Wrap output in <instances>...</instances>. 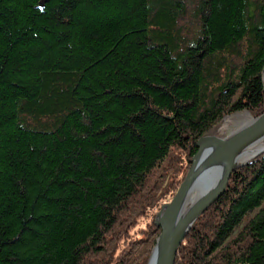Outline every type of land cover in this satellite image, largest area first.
<instances>
[{
  "label": "trees",
  "instance_id": "16d2710c",
  "mask_svg": "<svg viewBox=\"0 0 264 264\" xmlns=\"http://www.w3.org/2000/svg\"><path fill=\"white\" fill-rule=\"evenodd\" d=\"M263 68L264 0H0V264H146L196 142L263 114ZM174 264H264V155Z\"/></svg>",
  "mask_w": 264,
  "mask_h": 264
},
{
  "label": "water",
  "instance_id": "95a60500",
  "mask_svg": "<svg viewBox=\"0 0 264 264\" xmlns=\"http://www.w3.org/2000/svg\"><path fill=\"white\" fill-rule=\"evenodd\" d=\"M264 91V68L260 74ZM264 112L225 138L207 135L195 145L196 153L170 203L155 215L160 229L146 264H174L181 243L195 222L226 191L232 172L264 154ZM198 193V195H195ZM198 196V197H197ZM190 197L195 199L190 202ZM190 202V203H189Z\"/></svg>",
  "mask_w": 264,
  "mask_h": 264
},
{
  "label": "rangeland",
  "instance_id": "374dc122",
  "mask_svg": "<svg viewBox=\"0 0 264 264\" xmlns=\"http://www.w3.org/2000/svg\"><path fill=\"white\" fill-rule=\"evenodd\" d=\"M242 113H246L248 116H249V118L251 119V118H255V117H252L249 113H247V112H241V113H237V114H233V115H231V116H229V117H233V116H236V115H239V114H242ZM224 120H226V119H224ZM224 120L222 121V122H220L217 126H216V128H215V130L212 132V135H214V136H216V137H218V138H225L226 136H228L229 134H231L232 132H234L236 129H238L239 128V126L238 125H236L235 123H229L228 125H225L224 124ZM179 188V187H178ZM178 188H177V190H178ZM167 189V188H166ZM168 189H170V188H168ZM177 190H176V192H177ZM175 192V193H176ZM175 195V194H174ZM158 213V212H157ZM157 213H155V215L157 214ZM205 213V212H204ZM203 213V214H204ZM202 214V215H203ZM155 215H154V218H155ZM154 218H153V222H154ZM149 219H151V217H150V214H149V216H148V218H144V219H141L140 220V222H138V224H137V226L134 228V230H133V232H134V234H133V236H141V234H140V231L141 230H144L145 229V227H146V225H147V222L149 221ZM175 262V261H174Z\"/></svg>",
  "mask_w": 264,
  "mask_h": 264
},
{
  "label": "bare ground",
  "instance_id": "6f19581e",
  "mask_svg": "<svg viewBox=\"0 0 264 264\" xmlns=\"http://www.w3.org/2000/svg\"><path fill=\"white\" fill-rule=\"evenodd\" d=\"M263 93H264V91H263ZM224 119H226V120H224ZM224 120V124L225 125H228L230 122L232 123H235L236 125H238L239 127L240 126H242L243 124H245V123H247L249 120H250V118H249V116L246 114V113H242V114H239V115H236V116H233V117H229V116H227V117H224L222 120H221V122ZM210 135H212V133L210 134ZM207 136V135H206ZM227 137V136H226ZM201 139V138H200ZM197 143V142H196ZM262 145H264V142L262 143V144H260V146H262ZM195 155V154H194ZM193 155V156H194ZM264 154H262V155H260V156H258L257 158H259V157H261V156H263ZM257 158H255V159H253V160H250L245 166H247V165H249L251 162H253L254 160H256ZM191 161H192V158H191V160H190V165H191ZM245 166H243V167H245ZM243 167H241V168H243ZM189 168H190V166H189ZM189 168H188V171H189ZM241 168H239V169H241ZM238 169V170H239ZM188 171L186 172V174L188 173ZM237 171V170H236ZM233 173V172H232ZM186 174H185V176H186ZM185 176H184V178H185ZM231 176V175H230ZM184 178H183V180H184ZM229 180H230V177H229ZM229 180H228V183H229ZM227 186H228V184H227ZM227 189V188H226ZM196 195H198V193H195V195H194V197L196 196ZM199 196V195H198ZM197 196V197H198ZM194 197H190V202L191 201H193L195 198ZM173 198V197H172ZM217 201V200H216ZM215 201V202H216ZM171 202V200L169 201V202H167V203H170ZM189 202V203H190ZM214 202V203H215ZM213 203V204H214ZM212 204V205H213ZM211 205V206H212ZM210 206V207H211ZM206 212V211H205ZM199 220V219H198ZM197 220V221H198ZM196 221V222H197ZM195 222V223H196ZM194 226V225H193ZM192 229V228H191ZM190 232V231H189ZM189 232H188V234H189ZM187 234V235H188ZM187 237V236H186ZM184 241V240H183ZM183 243V242H182ZM181 243V244H182ZM179 250V249H178ZM178 252V251H177ZM177 255V254H176ZM176 258V257H175Z\"/></svg>",
  "mask_w": 264,
  "mask_h": 264
}]
</instances>
